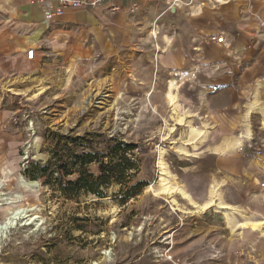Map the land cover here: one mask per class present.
Listing matches in <instances>:
<instances>
[{
	"label": "rangeland",
	"instance_id": "obj_1",
	"mask_svg": "<svg viewBox=\"0 0 264 264\" xmlns=\"http://www.w3.org/2000/svg\"><path fill=\"white\" fill-rule=\"evenodd\" d=\"M155 14L134 42L101 52L42 41L24 76L0 80V222L21 209L0 231V264H264V180L253 168L264 132L242 143L238 126L208 114L206 94L177 72L192 52L174 37L185 18ZM90 130L144 147L135 178L148 185L125 204L115 186L68 200L22 173L48 157V131Z\"/></svg>",
	"mask_w": 264,
	"mask_h": 264
},
{
	"label": "crops",
	"instance_id": "obj_2",
	"mask_svg": "<svg viewBox=\"0 0 264 264\" xmlns=\"http://www.w3.org/2000/svg\"><path fill=\"white\" fill-rule=\"evenodd\" d=\"M171 1L140 0L133 12L128 0L115 11L102 5L68 7L56 24L48 25L37 0H0V80L24 76L23 67L34 66L36 45L42 41L59 37L81 52H101L123 41L134 42L136 28L149 29L155 10L159 22L176 12L185 20L175 39L192 42L189 58L183 54L176 66L182 77L192 78L181 83L189 82L198 94H206L208 114L238 126L241 142H248L255 128L264 132V0ZM161 36L171 38L164 32ZM29 46L35 47L32 59L25 54ZM1 113L0 125L8 122ZM252 160L245 164L249 171ZM254 160L259 163L253 170L264 180V159Z\"/></svg>",
	"mask_w": 264,
	"mask_h": 264
},
{
	"label": "trees",
	"instance_id": "obj_3",
	"mask_svg": "<svg viewBox=\"0 0 264 264\" xmlns=\"http://www.w3.org/2000/svg\"><path fill=\"white\" fill-rule=\"evenodd\" d=\"M45 139L48 157L29 160L22 173L65 199L104 198L115 186L112 198L125 204L148 185L146 179L135 178L141 164L136 151L144 150L138 142L95 130L81 134L48 131ZM77 227L83 230L82 225Z\"/></svg>",
	"mask_w": 264,
	"mask_h": 264
},
{
	"label": "built area",
	"instance_id": "obj_4",
	"mask_svg": "<svg viewBox=\"0 0 264 264\" xmlns=\"http://www.w3.org/2000/svg\"><path fill=\"white\" fill-rule=\"evenodd\" d=\"M42 6V17L48 25L56 24L58 18L62 16L66 8H88L98 7L109 8L112 11L118 10L123 0H37ZM130 12H133L139 5L140 0H128ZM176 0H172L171 3ZM222 40V38H219ZM26 57L32 59L35 55V47L29 46L25 50Z\"/></svg>",
	"mask_w": 264,
	"mask_h": 264
},
{
	"label": "bare ground",
	"instance_id": "obj_5",
	"mask_svg": "<svg viewBox=\"0 0 264 264\" xmlns=\"http://www.w3.org/2000/svg\"><path fill=\"white\" fill-rule=\"evenodd\" d=\"M173 86H175V84H173V82L170 83L169 85V91H168V97L170 98V100L175 104V94L172 91ZM163 169V167H162ZM161 173H163V170H161ZM163 178L160 176V184H163ZM165 189V187H163ZM15 201H9L8 203H13ZM19 207H15L14 209H12L11 211H9L8 215H6L4 217V219L0 222V231L4 230L5 228H7L8 226H10L11 224H13L12 222H14V220L17 218V214L18 212L21 210H19ZM6 225L5 227H3V225Z\"/></svg>",
	"mask_w": 264,
	"mask_h": 264
},
{
	"label": "water",
	"instance_id": "obj_6",
	"mask_svg": "<svg viewBox=\"0 0 264 264\" xmlns=\"http://www.w3.org/2000/svg\"><path fill=\"white\" fill-rule=\"evenodd\" d=\"M6 225L4 224L3 227H5Z\"/></svg>",
	"mask_w": 264,
	"mask_h": 264
}]
</instances>
